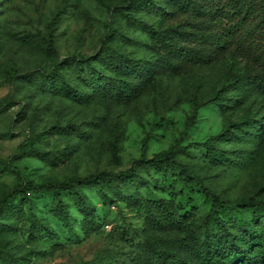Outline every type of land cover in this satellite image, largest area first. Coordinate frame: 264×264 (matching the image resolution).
<instances>
[{
  "label": "rangeland",
  "instance_id": "374dc122",
  "mask_svg": "<svg viewBox=\"0 0 264 264\" xmlns=\"http://www.w3.org/2000/svg\"><path fill=\"white\" fill-rule=\"evenodd\" d=\"M151 1L0 0V264H261L264 205L203 187L264 201V85L229 83L263 64L196 0ZM230 244L252 258L211 257Z\"/></svg>",
  "mask_w": 264,
  "mask_h": 264
},
{
  "label": "trees",
  "instance_id": "16d2710c",
  "mask_svg": "<svg viewBox=\"0 0 264 264\" xmlns=\"http://www.w3.org/2000/svg\"><path fill=\"white\" fill-rule=\"evenodd\" d=\"M139 1L144 5H151V0H130L134 3ZM200 7L205 11L212 13L213 19L216 22V29L213 33L214 42L220 48H230L234 46L239 51H243L246 54L252 55L260 60V64H263L261 70L252 72H240L238 75L233 76L229 80V83H239L240 81L252 80L253 82L259 81L260 85H264V0H196ZM174 37L176 42L174 52L179 57L186 55L190 51V43L192 42L188 36L187 30L172 29L169 32ZM233 47V48H234ZM250 119L245 120V124L250 125ZM252 133V130H251ZM198 144V143H195ZM208 146V140L204 142ZM190 145V144H189ZM173 159V150L158 152L152 156L149 161L154 164L161 162H170ZM133 171L132 168H127L118 172L112 171H100L95 175L85 178L86 180L94 179L96 177L104 176H126ZM132 175V174H130ZM58 186L63 183H58ZM29 187L34 185L29 184ZM204 192L212 200L214 206L226 208L229 206L237 207H254L258 204L264 205V201L256 202L250 200V202H242L238 200H224L218 198L209 188L203 187ZM215 221L218 225H225L227 222L223 220L216 210L213 211ZM243 224H250L249 229L252 233H259V236L255 239L254 244L257 246V254L260 257L259 263L264 264V228L259 230L251 225L252 220L241 221ZM242 254L233 246L227 245L223 252H217L211 254V257L218 259L219 261H225L226 259L236 258ZM243 258L251 259L252 257L245 252L242 254Z\"/></svg>",
  "mask_w": 264,
  "mask_h": 264
}]
</instances>
